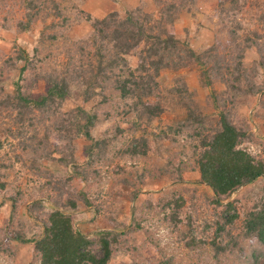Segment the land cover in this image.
<instances>
[{"label":"rangeland","instance_id":"rangeland-1","mask_svg":"<svg viewBox=\"0 0 264 264\" xmlns=\"http://www.w3.org/2000/svg\"><path fill=\"white\" fill-rule=\"evenodd\" d=\"M23 1L27 0H0V98L16 90L17 86L23 93L37 97L45 89V74L52 72L58 75L60 70V79L73 74L74 65L87 69L88 57L95 69L100 60L106 64L114 59L117 52L108 42L101 41L97 45L92 41L94 21L102 20L113 12L122 16L135 9L142 10L152 16L148 25H152V20L161 21L169 33L171 30L174 38L185 41L182 43L188 45L197 56H184L185 46H182L180 54L187 62H183V66L171 65L161 70L155 78L158 86L151 91V96H144L140 91L141 105L158 103L165 112L150 126H147L146 120L140 123L135 136L144 135L141 131L143 128L158 134V130H164L166 126L182 127L180 133L170 134L172 139H176L173 142L170 135L165 136L166 139L161 138L158 144L148 140L147 157L133 161L127 154L129 142L122 146L131 137L130 129L134 128L132 122L138 115L137 112L128 115L125 111L138 96L131 95L126 100H119L113 77L103 81L96 90L107 94L111 100L110 106H98L100 98L97 95L85 100L80 94L54 112L55 115L69 114L73 123L79 121L75 116L77 107L98 114L100 120L90 128V135L94 142H98L103 159L95 162L94 168L109 172L99 184H95L92 177L87 181L74 179L69 185L66 181L60 182L66 173L63 168L56 169V158L43 156L39 149L33 150L35 142L26 141L33 133L30 128L21 136L9 135L7 131L15 129L14 115L0 110V139L4 141L0 151V176L6 175L0 177V246L3 249L0 264H29L33 244L17 242L8 235L10 229L26 239L42 235L39 220L31 218L27 210L35 200H44L46 211L55 208L52 200H59L61 204L56 207L67 211L66 207L63 208L66 199L76 197L79 190H84L93 194L91 200L101 209L93 213L92 207L83 205L74 214L78 219L75 227L91 234L100 230L112 231L116 227L113 218H117L120 225H132L131 212L126 209L129 203L118 202L107 197L106 193L114 179L125 177L133 181L136 173L144 169L148 170V174L139 184L138 203L153 202L159 214L152 215L153 211L143 213L145 217L142 218L141 228L126 236L125 245L129 247L130 254L127 252L122 256L116 252L108 264H155L169 256L175 264L197 261L199 264H216L211 248L217 228L215 222L220 215L225 219L233 214L237 218L227 225L226 234L220 241L225 244L235 240L231 243H236V246L221 254L219 261L221 264H264V246L242 237L248 213L257 211L264 201V175L236 189L223 198L221 205H216L213 192L200 181L197 163L203 151L202 140L220 126V113L245 131V138L239 147L249 152L256 161L264 162V66H259V63H264V0H237L238 7H243L241 13L236 8L232 9V0H224L222 4L220 2L223 0H198L196 4H189V0H32L38 7L34 10L38 14L25 31L18 27V23L27 22ZM262 14L263 19H259ZM20 51L23 59L18 58ZM95 51H99L103 58L97 60L99 56ZM176 53L173 54L176 56ZM130 54L123 58L128 66L136 65L137 57L134 53ZM71 59L74 65L69 66L68 71L65 64ZM112 73L118 75L119 70L114 69ZM72 84L75 93L82 91V88L75 86V82ZM181 85L186 87V93H180ZM150 87L153 88L152 84ZM184 98L192 99L195 107L204 114V128L199 127L201 137H192L195 128L183 122L186 115ZM109 108L117 112L116 117L103 120L102 113ZM42 116L37 112L34 114L35 118ZM53 119L51 114L48 123ZM117 128L123 129V133ZM66 136H71L72 142L68 141V144L77 150L78 155L81 147L91 141L84 139L74 129ZM27 144L30 147L24 148ZM157 146H160V152L155 150ZM124 149L127 153L122 152ZM118 150L120 152L117 154ZM118 170H121L120 175L115 174ZM119 187L124 191L129 190L128 186ZM99 191L102 194L100 192L97 196ZM177 197L184 199L183 207L176 211L181 222L172 225L169 219L162 217L172 213L174 205L166 208L164 205ZM230 204L232 209H228ZM122 213L123 219L127 218L123 223L120 220ZM128 229L126 227L124 231ZM189 230L201 241L192 250L186 245L190 236L185 233ZM116 231L124 232L120 228ZM236 237L239 238L236 240ZM92 250L97 257L101 256L97 247L93 246ZM253 253L257 254L255 263Z\"/></svg>","mask_w":264,"mask_h":264},{"label":"trees","instance_id":"trees-1","mask_svg":"<svg viewBox=\"0 0 264 264\" xmlns=\"http://www.w3.org/2000/svg\"><path fill=\"white\" fill-rule=\"evenodd\" d=\"M197 1L189 0V4L193 2V4H196ZM223 2L224 0L220 3L222 4ZM23 4L27 10V22L18 23V27H21L25 31L33 22V17L38 14L37 11H34L38 7L36 4H33L32 0L23 1ZM237 7V0H232V9L236 8L238 13H241L243 7ZM220 12L223 13L222 9H220ZM169 14L171 15V12ZM263 17L259 19H263ZM151 19V15L140 9H135L126 12L122 16L117 12H113L102 20L94 21L92 27L95 33L92 41L96 42L97 45L101 41L108 42L111 48L117 52L114 59H111L106 64L100 60L95 69L88 57V65H86L87 69L85 70H83L82 66L76 67L71 59L65 64L68 71L70 69L69 66L74 65L72 68L74 73L69 77L64 76L59 79L60 70L58 71V75H54L52 72L43 75L45 81L43 94L34 97L31 93H23L17 86L16 90L11 93L1 95L0 110L8 112L10 115L12 114L11 116L14 115L12 119L15 122V129L14 131H7L9 135L13 137L21 136L30 128L33 133L26 138V141L28 143L35 142L33 150L38 151L39 149L44 153L43 156L56 158L58 163L56 169H65L66 175L60 182L66 181L65 183L69 185V182L74 179L87 181L92 177L94 182H96L95 184H99L101 179L109 175L108 171L101 172L94 168L95 162L103 159V152L101 153V149H98L97 146L98 142H94L90 135V128L94 127L100 120L98 114L96 112L89 113L87 109L77 107L75 110L78 113L75 116L79 121L73 123L69 114L55 115L54 113L56 110L61 109L63 104H68L69 100H74L80 94L85 100L89 99L92 95H97L100 98L98 106H110L111 100L107 97V94L100 90L96 91L100 88V84L107 79L111 80L112 77L115 79V90L118 93L119 100H126L131 95L138 96L135 103L128 106V110L125 111L126 113L128 112V115L133 112H137L138 115L136 120L132 122L134 128L131 127L130 129L131 137L127 142L122 144L124 147L129 142L130 149H128V153L125 149L122 152L125 151V153L130 154L133 161L139 157L148 156V140H153L155 144H158L161 138L166 139L165 136H169L170 134L175 135L182 131V127L180 129L179 127L166 126L164 130H158L159 133L156 134L153 131L148 132L143 128L141 131L144 135L135 136V133L138 132L136 129L140 128V123L146 120L147 126H150V123L160 119V116L165 112L158 103H144L141 105V100H139L140 91L143 92L144 96H151L153 93L151 91L154 90V87L158 86L155 78L161 70L171 67V65H174V67L183 66V62H187L186 60L183 61L184 59L180 54V51L183 50L182 46H185L183 50L184 56L190 58L197 56L191 48L187 47L188 45L186 46L185 43H182L185 41L174 38L171 30H169V33L165 24L161 21L152 20V25H148ZM51 38L54 39L55 37ZM174 52H177L176 56L173 54ZM94 53H97V56H99L97 60L103 58L99 54V51H95ZM130 53H134L137 57L136 65L128 66L127 60L123 58V56L132 55ZM201 57H204V55ZM18 58L23 59L21 51L18 53ZM177 62H181V64L178 65ZM259 66H264V63H259ZM123 68H127L126 71H123ZM114 69L119 70L118 75L111 74ZM73 82H75V86L82 88V91L75 93L71 88ZM151 84L153 88L150 87ZM247 88H250V86L247 85ZM179 91L180 93H186L187 89L184 85H181ZM183 102L186 114L183 120L184 124L189 123L191 124L190 128H195L194 133L191 135L192 137H201L202 131L199 127L201 126V129L204 128V114L195 107L192 99L188 100L184 98ZM140 108L142 109V113ZM36 112L43 116L40 119L35 118L34 114ZM115 113L110 108L105 109L101 118L103 120L112 118V116L115 118ZM51 114L54 119L48 123ZM227 117L224 113H220V126L214 133L204 137L202 140L201 147L203 151L197 161L200 181L211 189L215 198L213 202L216 205H221L223 198L230 196L236 189L251 184L257 178L264 175V162L256 161L249 152L239 147L243 138H245V131L237 128ZM182 126L184 128V125ZM73 129L84 139L91 140L89 144L81 147L79 155L76 154L77 150L68 144V141L72 142L71 136H66ZM117 129L120 132L123 130L121 128ZM170 139L172 142L176 140L175 138L172 139L171 135ZM64 142L65 144L62 145ZM3 146L4 141L0 139V151L3 149ZM29 147L30 145L28 146V144L24 146V148ZM155 150L160 152V146H157ZM119 152L118 150L117 154ZM157 154L159 155V153ZM90 158H94V160ZM86 168L88 169L87 171ZM146 170L137 172L133 181L125 177L114 179V183L106 193L107 197L114 198L118 202L129 203L126 209H129L131 212V216H129L133 219L134 223L132 225H128L127 223L120 225L117 218H113L112 221L116 222V227L112 231L100 230L91 234L86 230L82 231L80 228L75 227L78 219H76L77 215L74 214L76 211L79 212V208H82L83 205L92 207L93 213L101 209L100 205L94 204L91 200L93 194L79 190L76 197L67 198L63 204V208L66 207L67 211L56 207L61 204L59 200H52L55 208L51 211L45 210L44 205H46V202L42 199L32 201L28 205L29 216L39 220L41 224L43 230L41 236L26 239L18 232L13 231V229H10L8 236L17 242L33 244L32 258L29 264H108L112 255L116 252H119L122 256L127 252L130 254L129 247L125 245L127 242L126 236L135 229L141 228L142 218L145 217L143 213H152L153 211L152 215L159 214V212L155 211L156 207L153 202L141 201L138 203L141 191L139 184L144 182L145 174H148V170ZM120 171L118 170V173L115 174L120 175ZM1 176L6 177V175ZM155 177L156 175L153 176V178ZM121 185L128 186L129 190H121V187H119ZM100 192H98L97 196L100 195ZM171 204L174 205L172 213L165 214L162 219H169L172 225H174L181 222L176 216V211L183 207L184 199L182 197L172 198L171 201H168L164 205V208L171 206ZM228 209H232L231 204L228 205ZM137 212L139 213L136 215ZM125 216L127 217V214ZM222 217L220 215L219 220L215 222L217 228L214 239L211 242L213 250L212 258L216 264H221L219 261L221 254L226 253L230 249L232 250L233 245L236 246V243H231L235 240L222 244L220 239L226 234L227 225L231 224L237 218V215L233 214L225 219H222ZM120 220L122 223L127 220V218L123 219V213ZM126 227H129V229L124 231ZM118 228L124 232H117ZM185 234L190 236V240L186 241V245L191 250L201 243L191 230ZM242 237L243 239L248 238L249 241L252 239L261 246H264V201L257 211L248 213L244 221V233ZM237 238L239 237H236V240ZM93 246L101 251L100 257H97L92 250ZM1 247L0 254L3 251ZM252 258L254 259L253 263L257 262V254L253 253ZM199 263L197 261V263L187 264ZM155 264H175V262L169 256L167 259L161 258Z\"/></svg>","mask_w":264,"mask_h":264}]
</instances>
